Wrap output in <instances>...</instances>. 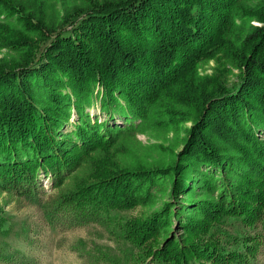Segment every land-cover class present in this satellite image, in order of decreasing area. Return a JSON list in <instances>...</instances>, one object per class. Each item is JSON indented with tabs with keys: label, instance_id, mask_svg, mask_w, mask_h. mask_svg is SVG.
Returning a JSON list of instances; mask_svg holds the SVG:
<instances>
[{
	"label": "trees",
	"instance_id": "1",
	"mask_svg": "<svg viewBox=\"0 0 264 264\" xmlns=\"http://www.w3.org/2000/svg\"><path fill=\"white\" fill-rule=\"evenodd\" d=\"M74 1L49 17L47 0H0V190L41 203L47 181L75 226L162 196L121 226L153 262L260 264L264 0ZM149 131L175 133L168 154L122 163Z\"/></svg>",
	"mask_w": 264,
	"mask_h": 264
},
{
	"label": "rangeland",
	"instance_id": "2",
	"mask_svg": "<svg viewBox=\"0 0 264 264\" xmlns=\"http://www.w3.org/2000/svg\"><path fill=\"white\" fill-rule=\"evenodd\" d=\"M47 1L50 4L46 6L49 17H56L72 6V3H77L74 0ZM8 52V48L1 47L0 60L8 56ZM214 66L215 63L210 61L205 69L212 73ZM96 110L93 112L96 113ZM161 134L152 131L134 133V137L125 143L131 149L119 155V160L127 165L140 162L151 165V161H159L162 155L159 160L148 155L150 147L161 146L160 150L167 152L166 148L172 146L175 137L173 132L163 137ZM181 146H177L175 152L180 151ZM137 155L139 158H136ZM167 157L164 155L168 162ZM44 183L46 194L41 203L0 190V216L3 218L0 226V264H160L148 257L143 245L125 239L121 226L134 218L152 216L163 206L162 196L156 197L154 204L112 211L114 222L111 224L90 222L75 226L67 224L64 218L60 220L48 204V198L54 191L47 181ZM220 229L238 236L248 231L236 218H229ZM172 230V234L177 232L175 221ZM260 264H264V254Z\"/></svg>",
	"mask_w": 264,
	"mask_h": 264
},
{
	"label": "built area",
	"instance_id": "3",
	"mask_svg": "<svg viewBox=\"0 0 264 264\" xmlns=\"http://www.w3.org/2000/svg\"><path fill=\"white\" fill-rule=\"evenodd\" d=\"M46 186H48V185H46Z\"/></svg>",
	"mask_w": 264,
	"mask_h": 264
}]
</instances>
